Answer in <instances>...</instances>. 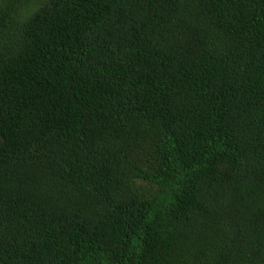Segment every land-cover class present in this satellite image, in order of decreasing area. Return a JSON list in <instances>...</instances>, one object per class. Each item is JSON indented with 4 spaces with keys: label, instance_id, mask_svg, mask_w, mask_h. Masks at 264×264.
<instances>
[{
    "label": "trees",
    "instance_id": "1",
    "mask_svg": "<svg viewBox=\"0 0 264 264\" xmlns=\"http://www.w3.org/2000/svg\"><path fill=\"white\" fill-rule=\"evenodd\" d=\"M0 264H264V0H0Z\"/></svg>",
    "mask_w": 264,
    "mask_h": 264
}]
</instances>
